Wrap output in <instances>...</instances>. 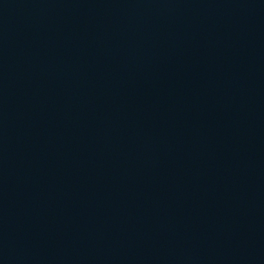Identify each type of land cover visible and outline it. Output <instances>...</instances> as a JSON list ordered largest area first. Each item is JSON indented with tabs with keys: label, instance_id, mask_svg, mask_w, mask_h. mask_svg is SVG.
<instances>
[{
	"label": "water",
	"instance_id": "water-1",
	"mask_svg": "<svg viewBox=\"0 0 264 264\" xmlns=\"http://www.w3.org/2000/svg\"><path fill=\"white\" fill-rule=\"evenodd\" d=\"M0 264H264V0H0Z\"/></svg>",
	"mask_w": 264,
	"mask_h": 264
}]
</instances>
